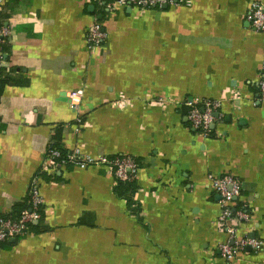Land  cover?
Returning <instances> with one entry per match:
<instances>
[{"label": "crops", "instance_id": "crops-1", "mask_svg": "<svg viewBox=\"0 0 264 264\" xmlns=\"http://www.w3.org/2000/svg\"><path fill=\"white\" fill-rule=\"evenodd\" d=\"M175 0L115 8L114 0H5L12 27L0 92V217L39 178L43 216L0 245V264H264V245L226 260L222 197L211 175L242 185L237 238L264 242V31L253 0ZM106 39L91 52L90 27ZM82 90L77 105L69 93ZM221 100L203 136L189 103ZM130 155L138 173L120 193L109 167L54 169L53 146ZM250 248V249H249Z\"/></svg>", "mask_w": 264, "mask_h": 264}, {"label": "built area", "instance_id": "built-area-1", "mask_svg": "<svg viewBox=\"0 0 264 264\" xmlns=\"http://www.w3.org/2000/svg\"><path fill=\"white\" fill-rule=\"evenodd\" d=\"M187 3L191 2L189 0ZM5 0H0V10L2 9ZM173 5L175 0H114L115 8L118 7H132L139 10H148L155 7H162L163 5ZM249 19L253 26L260 31H264V0H253L251 4V12ZM12 27L0 23V70L4 62L3 45L8 43ZM106 33L102 23L95 22L88 32V49L91 52L100 50L104 45ZM261 99L264 100V61L261 66V77L259 82ZM83 96L82 90H75L69 93L71 102L77 105ZM191 106L189 112V119L192 125L199 130L203 136H208L213 132V124L217 119L215 113L222 107L221 100H206L201 104L189 103ZM48 157L54 166L58 169L69 163L77 167L86 169L89 167H109L113 172L115 179L120 180H133L138 173V164L136 159L130 155H121L109 157L106 155L92 156L84 154L80 148H75L68 153L64 154L58 148H50ZM211 181L215 190L222 197L221 205L223 211L220 215V227L227 230L230 239L219 246L222 256L229 261L236 259L241 252L247 247H251L256 252L262 250L264 242L260 239L253 237H245L238 239L236 236L238 226L250 218V213L244 208L236 209L234 207L235 199L241 195L242 185L240 180L231 175L226 174L223 176L211 175ZM31 208L22 212L21 216L17 219L11 217H0V243L7 241L11 237L24 236L31 232L32 224L41 219L43 216V199L39 187V178L33 180L30 189Z\"/></svg>", "mask_w": 264, "mask_h": 264}, {"label": "trees", "instance_id": "trees-1", "mask_svg": "<svg viewBox=\"0 0 264 264\" xmlns=\"http://www.w3.org/2000/svg\"><path fill=\"white\" fill-rule=\"evenodd\" d=\"M1 23V22H0ZM4 24V23H3ZM7 44V43H6ZM6 44L3 45V48L6 50ZM8 79L6 78H3L2 75H1V70H0V92L2 91L3 87L5 86V84L8 83ZM191 109V108H190ZM190 109H189V112H190ZM51 148H58L60 149L64 154L68 153L69 151L63 149L62 147L60 146H53ZM70 165H74L72 163H69ZM68 164V165H69ZM134 179L133 180H120V179H116V189L120 192V193H123V191H128L132 186H133V183H134ZM31 196L28 198V200L24 203V204H19L18 207L16 208L15 212L13 214H10V215H4L3 217H11L13 219H17L21 216L22 212L26 209H30L32 206H31ZM34 226V223L32 224L31 228ZM2 243H0L1 245Z\"/></svg>", "mask_w": 264, "mask_h": 264}, {"label": "water", "instance_id": "water-1", "mask_svg": "<svg viewBox=\"0 0 264 264\" xmlns=\"http://www.w3.org/2000/svg\"><path fill=\"white\" fill-rule=\"evenodd\" d=\"M163 8H168V5L167 4H165V5H163ZM35 223V222H34ZM12 239H15V237H11ZM250 249V248H249Z\"/></svg>", "mask_w": 264, "mask_h": 264}]
</instances>
